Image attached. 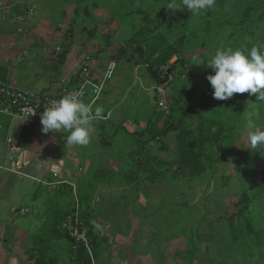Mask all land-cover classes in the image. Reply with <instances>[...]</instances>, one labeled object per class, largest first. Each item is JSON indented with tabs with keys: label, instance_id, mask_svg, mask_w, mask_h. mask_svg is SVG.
<instances>
[{
	"label": "rangeland",
	"instance_id": "1",
	"mask_svg": "<svg viewBox=\"0 0 264 264\" xmlns=\"http://www.w3.org/2000/svg\"><path fill=\"white\" fill-rule=\"evenodd\" d=\"M77 1L81 3L77 19L70 24L74 40L94 56L99 70L109 60L118 64L98 104L106 119L94 123L102 146L93 150L94 160L79 170L75 171L76 161L63 167L60 182L74 185L68 184L72 196L62 185L55 190L49 184L58 181L53 174L37 179L35 171H27L24 177L26 167L20 166L23 171L17 167L22 175L13 174L11 182L20 200L15 202L17 213L6 209L7 222H37L44 217L45 231L36 237L52 233L50 264H76L69 241L58 234L63 232L56 218L76 209V191L81 213L87 210L93 217L104 264H133L138 245L158 257L175 252V264H264V244L259 247L250 234L251 225L264 234V155L260 153L264 148L252 149L248 142V134L264 126V101L251 94L217 100L207 79L215 75L207 62L217 50H248L264 43V0H216L214 9L199 15L186 8L168 9L172 0ZM46 13L38 9L35 18L43 19ZM66 43L67 36L61 52ZM159 44L161 52L169 46L179 51L163 68L167 71L176 65L164 86L167 109L159 106L158 86L140 51ZM182 131L189 133L191 148L207 167L200 177L179 170L177 146ZM68 135L66 131L41 133L40 141L48 138L46 147L31 149L29 156L35 151L34 157L47 172L59 160L67 163L69 148H77L67 146ZM139 153L150 158L157 179L135 176L133 184H126L125 173L136 168ZM0 165L7 167L1 138ZM99 169L101 175L95 176ZM245 192L255 201L249 211L239 214ZM25 207L31 210L26 217L20 214ZM233 215L240 233L238 244L232 243L229 230L228 219ZM54 226L60 231L57 234ZM105 242L108 246H102ZM40 254L35 249L34 261Z\"/></svg>",
	"mask_w": 264,
	"mask_h": 264
},
{
	"label": "crops",
	"instance_id": "2",
	"mask_svg": "<svg viewBox=\"0 0 264 264\" xmlns=\"http://www.w3.org/2000/svg\"><path fill=\"white\" fill-rule=\"evenodd\" d=\"M80 5L81 3L77 0H0V78L16 88L54 95L58 90V83H62L63 79L68 78L87 55L78 45L77 40H74L73 28L70 26L73 20L77 19V7ZM38 9L44 13L47 12L43 19L35 18ZM65 36H67V43L63 48L70 50V54L65 63L61 65L59 57L62 53V41ZM69 46H71L70 49ZM91 50L92 48L89 49V51ZM91 57L93 68L99 74L111 61H107L104 67L99 70L96 67L94 56ZM96 130L94 124L91 143L87 147L77 146L75 151L69 148L68 162L59 160V164H52L50 171L47 172L46 167L41 165L40 159L36 160L37 158L34 157L35 151L31 152V156H29V151L46 147L48 138L44 137L45 139L41 141L39 139L41 133L45 134L43 129L34 121L0 115V138L3 139L4 160L7 165L6 168L0 165V264H35L30 251L34 247L37 233L45 231L42 228L41 219L44 217H40L37 222L17 220V222H13V228L10 229L12 225L7 222L10 219L5 211L11 208L10 213H17L18 208L15 202L20 200L17 186L14 187L11 182L12 175L17 174L12 170L18 171L16 168L19 167L20 171H23L20 166L24 165L26 167L24 174L27 171H35L37 179L44 173L54 176V172L59 171L58 178L54 176L58 181L49 182V184H58L62 169L66 164L72 166L73 161H76L74 163L76 171L80 166L91 163L89 162L91 159L94 160L93 150L99 145L102 146L98 141L101 139L100 134L97 135ZM57 133L59 132H49L46 135ZM9 138L14 139L18 146V150L12 155L7 151L6 141ZM56 146L58 147V144ZM40 153L43 152H37V155ZM12 161L14 163H11ZM77 162L78 164H76ZM10 164H13L11 165L13 167L9 168ZM108 171L111 173L110 170ZM18 173L22 175V172L18 171ZM23 176L25 177L26 174ZM57 186L52 187L56 189ZM45 208L44 206L43 209ZM21 209L29 210L28 215H30V208ZM38 214L42 215L40 211ZM23 219L28 220L29 218ZM31 240H33L32 245H30ZM102 246H108L107 242ZM145 248L142 245L137 246L138 254L132 259L133 264H175V252L170 255L166 253L167 256L161 254L158 257L153 254V250H145ZM98 261L100 264H104L100 254Z\"/></svg>",
	"mask_w": 264,
	"mask_h": 264
},
{
	"label": "clouds",
	"instance_id": "3",
	"mask_svg": "<svg viewBox=\"0 0 264 264\" xmlns=\"http://www.w3.org/2000/svg\"><path fill=\"white\" fill-rule=\"evenodd\" d=\"M216 7V0H172L167 5L170 10L183 11L185 8L192 15H199ZM207 67L215 71L208 81L214 89V98L226 101L236 94L258 95L264 101V43L255 44L250 52L247 49L217 50ZM110 68L107 75L111 76ZM82 92H69L59 100H53L45 107L41 116L43 132H68V147H87L91 143L94 123L106 119L103 106L93 108L85 103ZM36 112L33 113L34 116ZM111 116V113H108ZM249 147L264 148V126H256L248 134ZM264 155V152H260ZM99 228V225H96Z\"/></svg>",
	"mask_w": 264,
	"mask_h": 264
},
{
	"label": "built area",
	"instance_id": "4",
	"mask_svg": "<svg viewBox=\"0 0 264 264\" xmlns=\"http://www.w3.org/2000/svg\"><path fill=\"white\" fill-rule=\"evenodd\" d=\"M58 50L60 51V49ZM110 68L112 69V74L108 76L107 73ZM117 70V62L111 60L107 63L103 73L99 74L93 68L92 57L86 55L81 60L77 69H75L68 78L63 79L62 83H58V90L54 95L49 93L41 94L28 89L16 88L10 85L8 81L0 78V115L34 121L43 129L41 116L45 111V107L50 106L51 101L59 100L69 92L76 91L82 92L83 95L81 99L85 103L92 104L93 108H95L99 104L107 84L115 77ZM157 91L159 97L162 99L159 106L162 109H167V93L164 87H158ZM34 112H36V114L32 116ZM6 145L7 151L11 155L18 150V146L12 138L7 139ZM12 172L20 174L15 170H12ZM59 174V171L54 172V176L57 178ZM65 183L67 182H58V184L53 183L50 185L56 186ZM74 196V203L77 202V207L74 213L68 215L61 222L60 229L71 238V248L74 252L79 251L81 248L85 249L92 264H96L97 262L91 239L89 238L88 228L81 216L80 202L76 191L74 192ZM29 212L30 211L27 209L20 210V214L23 216L28 215Z\"/></svg>",
	"mask_w": 264,
	"mask_h": 264
},
{
	"label": "trees",
	"instance_id": "5",
	"mask_svg": "<svg viewBox=\"0 0 264 264\" xmlns=\"http://www.w3.org/2000/svg\"><path fill=\"white\" fill-rule=\"evenodd\" d=\"M163 48V45L159 44L153 47H150L148 49H140L141 54L143 58L147 61L148 68L152 70V74L155 78V82L158 87H164L168 81H169V76L172 74V72L175 70V63L167 69V71H164L163 68L168 66V64L172 61V59L179 54V51L176 47H167L164 51L161 52ZM251 48H248V51L250 52ZM161 52V53H160ZM159 53V55H157ZM70 54V50H67L66 48L64 51L60 54L59 57V63L62 65L65 63L66 58ZM178 159H179V170L183 172H188L191 177H200L202 176L206 170L207 167L206 165L201 161L199 155L191 148L189 144V133L182 131L178 135ZM144 152H147L144 150ZM148 153V152H147ZM135 155V154H134ZM135 162H136V168L135 169H130L128 174L126 175L125 173V183L126 184H133V177H141L142 175L147 176L148 178L152 175L154 176L153 179H157V175L155 177V174L152 173L151 168L149 166L150 164V158L148 156H145V154L139 153L138 155H135ZM149 167V168H148ZM102 169H99L96 171L95 176H100ZM112 173H109L108 175L112 177ZM115 174V173H114ZM130 181V182H127ZM135 181V180H134ZM69 183H65L62 185L61 188L63 190L68 189V192L71 193V196L73 195V188L68 185ZM72 188V189H71ZM56 190V189H55ZM59 192V190H57ZM254 198H251L250 195L245 192L243 194V197L240 201L239 205V214L240 213H245L246 211H249L254 204ZM74 203V200H73ZM83 204V201H82ZM75 209L72 211H67L64 214H58L56 215V218L59 220V224L71 213H74ZM81 216L84 219V223L86 227L88 228L89 232V238L91 239L92 243V248L93 252L95 255L96 260H98V256L100 254V249H101V241H99V237H97L94 233V220L92 215H90V212L87 210H84L81 213ZM229 222V230H230V235H231V240L233 244H238L240 241V233L239 229L236 225V217L235 215L231 216L228 219ZM53 224H56L55 222ZM52 231L54 233H58L60 231L55 230V226L53 227ZM51 232L48 234L46 238L43 236H38L35 241H34V247L31 249V257L33 255V252H35V249H40L41 254L39 257L35 259V264H50L49 258H48V251L50 249V237H51ZM59 235H64V237L67 238L70 244V250H71V255L74 258L76 264H92L91 259L89 255L87 254L86 250L81 248L79 251L74 252L71 248L72 245V240L71 238L65 234V233H58ZM250 234L251 236L254 237L256 244L261 247L264 244V234L262 232H257L253 229L251 225L250 229ZM258 238V239H257Z\"/></svg>",
	"mask_w": 264,
	"mask_h": 264
},
{
	"label": "water",
	"instance_id": "6",
	"mask_svg": "<svg viewBox=\"0 0 264 264\" xmlns=\"http://www.w3.org/2000/svg\"><path fill=\"white\" fill-rule=\"evenodd\" d=\"M71 46H69L68 48L70 49Z\"/></svg>",
	"mask_w": 264,
	"mask_h": 264
}]
</instances>
